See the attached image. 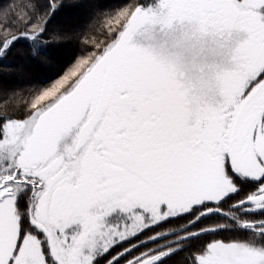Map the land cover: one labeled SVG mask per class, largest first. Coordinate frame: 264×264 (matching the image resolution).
Returning <instances> with one entry per match:
<instances>
[{
	"label": "snow or ice",
	"instance_id": "6c2138e0",
	"mask_svg": "<svg viewBox=\"0 0 264 264\" xmlns=\"http://www.w3.org/2000/svg\"><path fill=\"white\" fill-rule=\"evenodd\" d=\"M0 264H264V0L0 3Z\"/></svg>",
	"mask_w": 264,
	"mask_h": 264
},
{
	"label": "trees",
	"instance_id": "16d2710c",
	"mask_svg": "<svg viewBox=\"0 0 264 264\" xmlns=\"http://www.w3.org/2000/svg\"><path fill=\"white\" fill-rule=\"evenodd\" d=\"M4 0H0V3H3ZM130 2V0H100V3L108 5V6H112V5H117V4H121V3H128ZM37 75H39V73H37Z\"/></svg>",
	"mask_w": 264,
	"mask_h": 264
}]
</instances>
